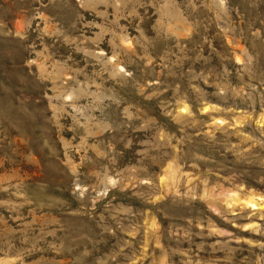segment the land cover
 I'll return each mask as SVG.
<instances>
[{
    "label": "rangeland",
    "instance_id": "1",
    "mask_svg": "<svg viewBox=\"0 0 264 264\" xmlns=\"http://www.w3.org/2000/svg\"><path fill=\"white\" fill-rule=\"evenodd\" d=\"M0 264H264V0H0Z\"/></svg>",
    "mask_w": 264,
    "mask_h": 264
}]
</instances>
